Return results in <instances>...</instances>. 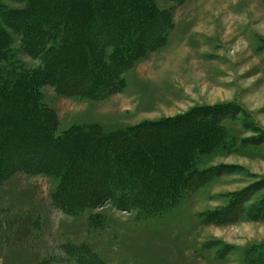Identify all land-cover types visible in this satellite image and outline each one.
<instances>
[{"label": "rangeland", "instance_id": "1", "mask_svg": "<svg viewBox=\"0 0 264 264\" xmlns=\"http://www.w3.org/2000/svg\"><path fill=\"white\" fill-rule=\"evenodd\" d=\"M101 1L40 3L47 13L72 14L78 25L71 35L82 44L111 33L98 35L99 27L77 14L89 16L96 4L112 15L119 6L105 28L115 36L134 23L140 46L122 74L109 76L118 88L99 100L74 97L73 85L87 86L95 76L60 62L55 74L76 81L57 91L53 83L62 76H53L38 92L54 135L77 125L137 132L132 145L142 151L122 149L141 192L111 196L113 168L90 141L54 145L18 112L7 110L6 120L0 112V264H264V0H150L158 15L141 3L147 0ZM129 6L138 15L128 22ZM12 35L23 70L40 69L20 34ZM67 54L73 61L79 46ZM196 150V183L153 213L147 201L158 202L163 176L182 175L184 154Z\"/></svg>", "mask_w": 264, "mask_h": 264}, {"label": "trees", "instance_id": "2", "mask_svg": "<svg viewBox=\"0 0 264 264\" xmlns=\"http://www.w3.org/2000/svg\"><path fill=\"white\" fill-rule=\"evenodd\" d=\"M23 1L26 5L23 9H11L0 1V64L6 66L0 70V112L3 114V118L6 120L8 117L9 119V116H7L8 112H18L21 116V121H25V124H31L45 132L50 139L49 142L54 145L69 143L70 141H90L94 146H98V149L101 148L104 154L101 160H104V162L109 161V166L113 168L112 174L115 188H113L111 196L114 193L118 195L126 194L130 199H134L135 194L141 191L137 188L135 182V184L131 183L133 179L131 167L127 168L123 163L126 158V151L122 149V146L127 149V146L131 145L133 152L139 154L142 151L139 146L132 145L137 139V132L132 133L129 129L106 132L99 126L77 125L63 131L61 135H54L56 125L51 123L47 107L44 106L38 92V85L46 80L49 81V79L52 81L53 76H62L58 81L54 80L55 83L53 85L57 91H59V88L65 89L69 80L76 81L69 79L70 77H68L69 75L66 72L55 74V65L64 62L65 65L69 64L68 66H70V63L73 62L80 71L78 72L79 76H95L94 80L96 83L90 82L87 86H84L85 88L82 85L78 87L74 84L73 90L70 89L72 91L70 95L74 97L83 96L87 100H99L107 97L111 90L118 86V82L109 79V76H119L122 74V68L126 70L128 62L130 63L138 57L137 48L140 46V41L136 36V30L133 29L134 23L127 24V26L132 28V30L130 28L131 31L114 36L113 27L108 32L105 26L108 23L113 26L112 21L115 20L116 15L120 11L119 6L116 7L115 13L110 15L107 7H103L99 11L96 4H93V13L89 16L77 14L78 18L82 19L87 27L89 25V27L92 26L91 29L94 26H98V35L111 33V36L104 40H96V36H94L88 43L82 44L79 38L71 35L73 33L71 31H75V25H78L74 23L72 14L69 15L67 13L66 15V13L62 12L63 15L60 13L53 15L42 8L40 0ZM102 3H104V0L100 4ZM141 3L147 7L151 15L154 13L155 15L161 14L160 12L158 13L155 5L152 6L150 0L141 1ZM74 8V5L70 7L72 10ZM131 10L129 6L126 13L128 22L130 18L135 20L138 15L135 10ZM92 15L94 19L90 23ZM66 18H70V21ZM13 33L20 34V43L25 53L41 61L40 69L32 73H27L23 70L15 56V50L11 48ZM86 35L87 33L84 34V36ZM73 46H79L80 55L75 56V59L73 58V61H71L67 53L73 49ZM83 71L84 74L81 75ZM100 76L108 77L103 82H100L98 81ZM71 78L74 79L72 76ZM121 82L125 86L122 78ZM14 107L15 111H12ZM7 110L8 112L5 113ZM3 143L4 141H0L1 150L6 145V143ZM163 145L166 146V143ZM116 147H118L119 151H114ZM7 149L8 147L6 146L5 150ZM199 151L196 150L193 153L184 154V164L180 167V172H183L182 175H172V177L167 179L163 176L166 180L165 184L161 185L162 190L157 191V195L153 196L158 202L152 205V198L147 201L150 205L148 208L153 213H160L163 205L167 208L172 206L174 199H180L184 193L189 191L191 183H196L195 178L198 174L193 169V166L200 158L201 153ZM8 155L9 153L4 157L7 158ZM24 161L26 162V159ZM187 161L188 163H186ZM81 162L83 163V161ZM134 164L132 166H135ZM186 166L187 168L189 167V170H186ZM4 170L0 167V175L3 174ZM206 172L207 170H203L199 174L204 175ZM126 182H129L127 186Z\"/></svg>", "mask_w": 264, "mask_h": 264}]
</instances>
